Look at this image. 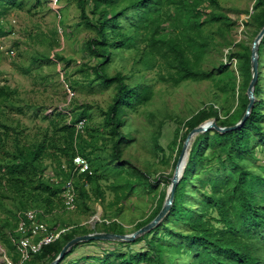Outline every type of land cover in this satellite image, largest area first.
Masks as SVG:
<instances>
[{"label":"trees","instance_id":"1","mask_svg":"<svg viewBox=\"0 0 264 264\" xmlns=\"http://www.w3.org/2000/svg\"><path fill=\"white\" fill-rule=\"evenodd\" d=\"M27 1L0 0V38L11 33L5 23L9 11L23 7ZM32 1L37 5L42 3V0ZM75 1L81 12L82 24L94 31L83 45L89 59L96 61L90 66L95 75L92 81L115 90L112 103L103 112V128L110 130L107 133L89 127L86 109L75 106L72 113L55 110L46 114L43 118L48 121V126L41 127L34 135L26 134L20 121L3 117L6 108L1 106L7 103L14 106L15 103L10 88L0 87V208L6 213V217L0 218V239L9 252L16 250L12 238L18 236V213L30 208L42 211L40 217L51 230L70 228L60 239L33 253L23 264H50L63 247L79 235L96 231L126 234V231H115L109 227L101 231L96 226L89 228L87 224L59 223L53 218L60 208L65 210L64 186L73 177L72 162L77 154L90 163L89 172L74 177L77 206L81 212L95 213L90 204L94 200L100 203L106 217L110 216L109 208L113 206L117 207L114 214L120 216L121 206L137 187L157 197L158 187L150 180V172L125 166L127 162L123 158V144L129 138L135 139L129 113L137 111L151 99V86L144 76L139 75L137 66L129 73L123 70L114 74L110 72L115 58L124 60L125 52L135 48L143 31L148 45L141 58L143 66L152 68L157 59H162L171 81L177 85L189 79L211 77L202 64L209 51L220 43L211 31L213 26L217 27L216 32L225 38L227 45L238 48L229 52V59L238 62L237 72L242 79L236 105L223 117L214 105H210L187 120H176L178 126L174 139L168 145L170 157L173 158L174 153L179 157L188 134L194 128L212 120H216L220 127L234 126L241 121L250 103L248 88L253 78L252 46L245 40L236 43L229 39L228 34L235 21L224 13L219 0ZM166 5L173 8L168 10ZM247 15L249 19L244 25L254 26L256 37L264 27V0H255L254 12L248 11ZM167 26L170 30L166 29ZM56 56L63 59L60 54ZM263 65L264 36L259 46L255 102L247 121L232 131L210 129L192 138L173 206L156 226L158 230L166 229L167 236L160 235L161 243L155 246L156 229H153L145 237L140 236L132 242L138 244L144 240L154 264H264ZM220 69L229 68L222 63ZM231 75L236 83V73L233 71ZM82 119H86V125L81 132L77 131L75 124ZM156 147L161 148L159 143ZM160 150L165 151L163 147ZM178 157L173 158L174 170ZM163 161L168 162V159ZM64 164L69 169H64ZM111 174L117 178L110 184L114 188L115 199L107 206L106 192L100 180ZM162 207L163 204L155 207L147 219L137 222L135 231L150 223ZM153 233V242H150L148 235ZM93 243L74 245L59 264H63L79 246ZM118 243L125 246L124 242ZM114 250L116 253L125 252ZM112 252L110 250L108 254ZM115 262L108 261L109 264ZM14 263H20L19 253ZM124 263L127 261L119 262Z\"/></svg>","mask_w":264,"mask_h":264},{"label":"rangeland","instance_id":"2","mask_svg":"<svg viewBox=\"0 0 264 264\" xmlns=\"http://www.w3.org/2000/svg\"><path fill=\"white\" fill-rule=\"evenodd\" d=\"M219 1L224 13L235 21L228 34L229 39L236 43L245 40L252 46L256 38L255 27H246L244 22L249 19L247 12H254L255 0ZM165 8L171 10L173 7L166 5ZM57 11L61 13V19ZM5 23L10 27L11 33L0 38V44L3 46L0 52V87L10 88L15 105L3 104L1 107L6 108L3 117L20 121L25 133L34 135L41 127L48 126V121L43 118L46 114L55 110L72 113L74 107L78 106L86 109L89 127L109 133L110 129L103 128V112L112 103L115 90L113 87H105L99 82L92 81L95 75L91 72L90 66L95 65L96 61L89 59L83 45L94 35V31L82 24L77 2L60 0L57 6H53L50 0H42L38 5L35 1L28 0L23 7L12 8ZM166 29L170 30V27L167 26ZM216 30V26L211 28L216 41L220 43L209 51L202 64V68L211 73V77L207 79H189L177 85L171 81L169 70L160 58L154 62L152 68L144 67L141 58L148 49L147 42L144 41L145 31L142 32L135 48L125 52L124 60L117 57L111 66L112 74L117 70L129 73L134 66H137L140 68L139 75L144 76L151 86V99L139 106L137 111L129 113L130 126L135 139L132 141L129 138L123 144V158L126 160L124 162H127L125 166L150 172V180H153L158 187L157 197L137 187L121 206L120 216L114 214L117 207L113 206L109 208L110 216L106 217L100 203L93 200L90 203L95 210L93 214L81 212L78 205L77 209L72 211L60 208L53 218L59 223L64 221L68 224H87V227L96 226L101 231L109 227L115 231L123 230L126 234H131L135 232L137 222L147 219L155 207L164 205L171 181L169 177L175 171L172 165L173 158L178 157L176 153L173 158L170 157L171 151L168 148L178 126L176 120H187L210 105H214L223 117L225 112L237 103L238 88L242 79L237 72L238 62L236 59H229V52L238 48L227 45L225 38ZM10 50H14V53H10ZM57 54L63 59L58 58ZM222 63L227 64L229 69L221 70ZM233 71L237 76L236 83L231 75ZM262 71L264 73V65ZM70 89L74 93L73 96L70 95ZM262 99L264 100V94ZM156 143H159L165 151L157 148ZM166 159L168 162L163 161ZM187 159L188 157L184 161L186 163L180 164L181 177ZM116 179L115 174H111L100 180L106 192L107 206L115 199V191L110 184L116 182ZM164 194L166 196L163 201ZM4 216L6 217V213L0 208V218ZM96 216L109 220L118 218L119 222L114 221L107 225L98 221ZM154 229H156L155 246H159L160 235L165 237L167 232L166 229H159L160 232L156 227ZM146 234L141 235L142 238ZM152 236L154 233L148 235L150 242H153ZM0 241L9 260L14 263V258L18 255L17 250L9 252L7 245L1 239ZM94 242L79 246L63 264H109L108 261L112 263L116 261L114 264H119L121 260L127 261L124 264L155 262L150 258V248L144 240L138 244L124 242L125 246L122 247L116 241ZM115 248L125 252L116 253ZM110 250L113 252L109 255ZM2 253L0 252V264H9ZM82 258L84 260L81 261Z\"/></svg>","mask_w":264,"mask_h":264},{"label":"built area","instance_id":"3","mask_svg":"<svg viewBox=\"0 0 264 264\" xmlns=\"http://www.w3.org/2000/svg\"><path fill=\"white\" fill-rule=\"evenodd\" d=\"M53 6H57L59 0H50ZM59 13L60 17V12ZM3 50V46L0 44V52ZM10 53H14V50H10ZM70 95L73 96L74 93L70 89ZM86 125V119H82L75 124L77 131H83ZM64 169H69L67 164L63 165ZM90 171V163L88 159L84 156L77 154L73 158L72 162V174L73 177L68 180L64 186L63 192V204L65 210H76L77 209V199L78 192L75 186V176L86 174ZM42 211L37 209H28L18 213V223L16 233L17 237L12 238V242L16 247L17 252L20 255V263L23 264L25 261L29 260L33 253L40 252L44 246L54 243L61 238L70 228H63L60 230H51L48 224L40 217ZM98 221L110 225L114 221L119 222L118 219L109 220L107 218H102L96 216ZM94 219V218H93ZM93 221V220H92ZM0 252L4 253L9 264H14L9 260L7 252L4 246L0 242ZM2 253V254H3ZM1 262V261H0Z\"/></svg>","mask_w":264,"mask_h":264},{"label":"water","instance_id":"4","mask_svg":"<svg viewBox=\"0 0 264 264\" xmlns=\"http://www.w3.org/2000/svg\"><path fill=\"white\" fill-rule=\"evenodd\" d=\"M264 36V27L259 32V34L256 36L253 45H252V72H253V78L248 88V95L250 98V103L248 105L247 111L241 121L237 123L234 126L230 127H220L218 126L216 120L208 121L204 124H201L200 126L194 128L187 136V139L184 142L181 154L178 158L177 165L175 167L174 174L171 178V183L167 191V196L164 202V205L159 212V214L148 224L141 227L137 231L131 233V234H115V233H109V232H93L85 235H79L73 238L71 241H69L60 252L59 256L50 264H59L62 260H64L67 253L71 250V248L76 245L80 244L82 242H90V241H116V242H133L136 240L139 236L146 234L147 232L154 229L158 224L166 217V215L170 212L174 199H175V193L176 189L178 187L179 181L181 179L180 175V164L185 161V159L188 157V151L191 144L192 138L199 134L206 132L210 129H216L221 132H228L235 129H238L242 127L245 122L247 121L248 117L251 114L252 107L255 102V95H254V87L258 80V67H259V46L260 42ZM100 215V214H99Z\"/></svg>","mask_w":264,"mask_h":264},{"label":"bare ground","instance_id":"5","mask_svg":"<svg viewBox=\"0 0 264 264\" xmlns=\"http://www.w3.org/2000/svg\"><path fill=\"white\" fill-rule=\"evenodd\" d=\"M183 163H186V162H183ZM183 163H182V164H183Z\"/></svg>","mask_w":264,"mask_h":264}]
</instances>
